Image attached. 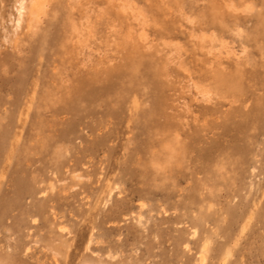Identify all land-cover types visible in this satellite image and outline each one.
Wrapping results in <instances>:
<instances>
[{
	"label": "rangeland",
	"instance_id": "rangeland-1",
	"mask_svg": "<svg viewBox=\"0 0 264 264\" xmlns=\"http://www.w3.org/2000/svg\"><path fill=\"white\" fill-rule=\"evenodd\" d=\"M18 1L0 264H264V0Z\"/></svg>",
	"mask_w": 264,
	"mask_h": 264
},
{
	"label": "bare ground",
	"instance_id": "bare-ground-1",
	"mask_svg": "<svg viewBox=\"0 0 264 264\" xmlns=\"http://www.w3.org/2000/svg\"><path fill=\"white\" fill-rule=\"evenodd\" d=\"M25 1L24 0H19L17 2L18 4V8H17V11H18V18L16 20V24L17 26L19 25L20 21L22 20L21 17L23 16V9H24V3ZM224 7H225V12L224 14H240L242 16L245 17V15H249L251 14V12L253 11V8L251 10L247 9V5H250V4H246L245 2L241 1V0H226L224 1ZM36 14V13H34ZM34 14L32 15L34 17ZM36 17V16H35ZM205 25H213V23H206ZM219 26V25H218ZM229 50V49H228ZM205 96V95H204ZM207 96V95H206ZM205 96V97H206ZM208 102V101H207ZM217 111H211V115H214ZM197 119L195 118L194 121H196ZM213 120H216V119H213ZM159 138L160 140H174V141H177L178 140V137H179V134H166V133H159ZM144 207V205H143ZM55 216V215H54ZM140 220V219H139ZM58 230L60 231H63L64 228L63 226H59L58 227ZM29 234V233H28ZM31 235V233H30ZM29 236V235H28ZM17 239V238H16ZM82 244V243H81ZM92 244V241L89 240L88 243H87V246H86V249L88 250L89 246ZM79 248V247H78ZM30 249V248H29ZM10 252V249L8 250ZM26 252H29V251H26ZM25 252V254H26ZM22 253V252H21ZM30 253V252H29ZM34 253V252H33ZM23 254V253H22ZM24 254V255H25ZM8 255V254H7ZM55 257V256H54ZM202 260V259H200ZM10 261V260H9ZM14 261V260H13ZM4 262V261H3ZM201 262V261H200ZM13 263V262H12ZM203 263V262H202ZM201 264V263H200Z\"/></svg>",
	"mask_w": 264,
	"mask_h": 264
},
{
	"label": "snow or ice",
	"instance_id": "snow-or-ice-1",
	"mask_svg": "<svg viewBox=\"0 0 264 264\" xmlns=\"http://www.w3.org/2000/svg\"><path fill=\"white\" fill-rule=\"evenodd\" d=\"M34 6H35V3H34ZM43 8H47L48 7V5H47V3L45 2V3H43L42 5H41ZM253 8V6L252 5H247V9H249V10H251Z\"/></svg>",
	"mask_w": 264,
	"mask_h": 264
}]
</instances>
